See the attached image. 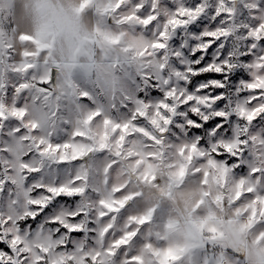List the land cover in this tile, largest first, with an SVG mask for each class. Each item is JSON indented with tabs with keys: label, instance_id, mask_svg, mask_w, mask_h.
Here are the masks:
<instances>
[{
	"label": "rangeland",
	"instance_id": "374dc122",
	"mask_svg": "<svg viewBox=\"0 0 264 264\" xmlns=\"http://www.w3.org/2000/svg\"><path fill=\"white\" fill-rule=\"evenodd\" d=\"M194 3L97 0L94 63L58 72L1 58L0 242L10 251L0 250V264L264 259V0ZM222 14L203 35L230 45L228 71L251 79L227 113L195 108L204 119L236 117L230 137L209 135L205 145L179 111L192 97L181 87L188 60L173 41L186 47L192 23ZM8 15L0 46L11 39ZM249 40L257 59L243 63ZM198 103L211 107L206 97ZM57 199L49 217L24 227Z\"/></svg>",
	"mask_w": 264,
	"mask_h": 264
},
{
	"label": "crops",
	"instance_id": "0c3cea01",
	"mask_svg": "<svg viewBox=\"0 0 264 264\" xmlns=\"http://www.w3.org/2000/svg\"><path fill=\"white\" fill-rule=\"evenodd\" d=\"M7 12L11 39L0 46V61L6 55L17 64L59 72L65 64L97 60V0H0V31Z\"/></svg>",
	"mask_w": 264,
	"mask_h": 264
},
{
	"label": "snow or ice",
	"instance_id": "6c2138e0",
	"mask_svg": "<svg viewBox=\"0 0 264 264\" xmlns=\"http://www.w3.org/2000/svg\"><path fill=\"white\" fill-rule=\"evenodd\" d=\"M200 3H202V0H195L193 9ZM222 19L223 14L215 21L210 18H198L196 22L190 25V32L193 36L186 47H182L183 41L180 38H176L173 41L174 47L180 48L184 53V57L188 60L187 64L180 65L181 70L186 73V79L181 81V87L187 90L186 96L190 95L192 97L179 108V111L185 113L187 120H191L193 125H199V127L192 126L191 131L193 135H199L205 145L209 135L213 136L214 142L218 141L222 136L230 137L232 135L230 124L236 117L215 115L210 119H204L195 112V108H200V111L206 117L210 113H227L229 100L236 93L237 88L241 86V82H250L251 79L243 68H238L234 72L228 71V66L224 64V61L229 57L230 45L221 50L223 40H215L212 37L203 35L209 25L214 30ZM253 43L255 41L249 40L248 45L245 46V54L241 58L243 63H251L257 59L258 54L255 48L250 52L248 51V47ZM199 44H207L208 46L207 48H197L196 46ZM262 47H264V42H262ZM259 55L264 56V52L259 53ZM217 64L221 65L220 70L215 69L214 65ZM152 95L162 96V93L156 90L153 91ZM204 97L207 98L211 107L198 103V98ZM178 122H184V120L178 118ZM256 122L259 124L261 121L258 118ZM228 155L222 153L221 158L226 159ZM230 163H238V159L233 157ZM240 170L247 171L245 168ZM37 195H40V193L38 192ZM61 199H57L38 217L26 220L24 227L27 228L30 224L38 226L45 217H49L53 213V210L60 204ZM36 211L39 212V209H36ZM48 223L54 227L61 228V232L66 231V229H63L61 225L55 222L54 217L49 218ZM74 235H80V233H75ZM0 250L10 251L4 242H0Z\"/></svg>",
	"mask_w": 264,
	"mask_h": 264
},
{
	"label": "water",
	"instance_id": "95a60500",
	"mask_svg": "<svg viewBox=\"0 0 264 264\" xmlns=\"http://www.w3.org/2000/svg\"><path fill=\"white\" fill-rule=\"evenodd\" d=\"M54 71H55V69H54ZM55 79V75L53 76V80Z\"/></svg>",
	"mask_w": 264,
	"mask_h": 264
}]
</instances>
